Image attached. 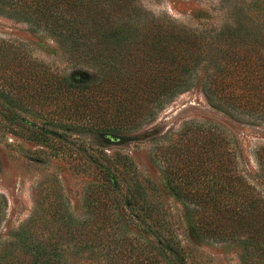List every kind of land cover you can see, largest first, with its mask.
<instances>
[{
    "label": "trees",
    "instance_id": "trees-1",
    "mask_svg": "<svg viewBox=\"0 0 264 264\" xmlns=\"http://www.w3.org/2000/svg\"><path fill=\"white\" fill-rule=\"evenodd\" d=\"M248 8V22L229 17L196 29L149 17L137 0H0V15L49 35L80 70L57 73L15 53L4 65L0 55V125L56 154L79 129L120 142L198 84L211 106L263 125L264 0ZM205 63L211 69L201 77ZM154 146L152 161L182 206L190 236L237 248L240 264H264V147L254 173L240 166L237 137L216 124L186 122ZM79 154L90 176L81 210L62 196L39 199L6 252L28 264L55 263L67 253L76 264H189L162 192L139 177L132 158ZM44 226L52 237L37 241Z\"/></svg>",
    "mask_w": 264,
    "mask_h": 264
},
{
    "label": "rangeland",
    "instance_id": "rangeland-1",
    "mask_svg": "<svg viewBox=\"0 0 264 264\" xmlns=\"http://www.w3.org/2000/svg\"><path fill=\"white\" fill-rule=\"evenodd\" d=\"M137 1L149 17L196 29L212 24L222 26L229 17L248 22L252 16L249 11L251 8H248L251 0ZM229 7L236 9L230 12L227 11ZM13 53L23 60H37L57 73L80 72L78 68H73L49 35L32 30L22 21L0 15V55L5 54L4 65ZM210 69V64H203L199 69L201 77ZM86 72L97 74V71L92 70ZM3 85L4 81L0 79V87ZM191 121L216 124L235 135L244 156V160L240 161L241 168L245 170L247 164L251 171L257 172L256 152L264 147V124L253 126L235 121L227 112L209 104L199 84L170 102L149 125L127 132L120 142L87 128L79 129L77 133L69 135L70 146L56 154L51 152L48 145L0 125V197L6 202L3 207L0 200V264H28L23 257L17 260L12 258L6 252V246L34 216L39 199L52 202L62 196L69 201L73 211L81 210L84 190L90 176L84 172L85 158H80L79 151L92 155L96 150L113 157L129 156L136 164L139 177L159 188L163 201L171 212L172 222L185 248L189 264H240L237 248L201 243L190 236L183 222L182 206L169 196L163 185L160 168L152 161L154 145L174 138L184 123ZM230 148L233 149V144ZM261 188L264 190V185ZM35 233L37 241L52 237V230L48 226ZM76 263L75 254L67 253L55 263L40 264Z\"/></svg>",
    "mask_w": 264,
    "mask_h": 264
}]
</instances>
